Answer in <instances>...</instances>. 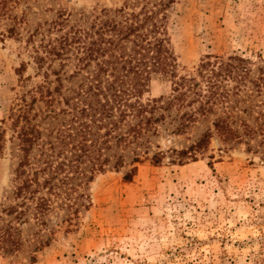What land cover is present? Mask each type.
Segmentation results:
<instances>
[{
	"label": "rangeland",
	"instance_id": "1",
	"mask_svg": "<svg viewBox=\"0 0 264 264\" xmlns=\"http://www.w3.org/2000/svg\"><path fill=\"white\" fill-rule=\"evenodd\" d=\"M131 1L13 3L11 14L23 16L28 25L23 23L26 29L19 38H2L9 18H0V119L9 115L17 94L44 80L36 74L25 45L27 29L51 23L63 11L73 18L81 11L93 17L104 8L120 9ZM148 1L155 0L128 4L126 12L139 11ZM167 17L164 23L178 75L197 74L208 56L214 66L204 69L206 76L230 56L244 59L233 75L218 78L215 85L198 77L202 100L212 95L213 112L197 114L177 132L180 115L199 102L188 105L190 95L182 106L175 103L170 110H158L159 132L150 138L149 153L134 165L129 157L122 168L97 172L81 188L85 196L79 200L85 205L78 206L76 214L60 207L67 195L60 192L64 186L52 194L39 187L36 197L49 196L54 205L45 217L47 226L34 214L32 198L16 196L20 181L15 182V169L21 152L11 140L8 120L5 149L0 152V210L22 201L32 207L25 224L15 214L2 215L0 224L10 220L18 228L21 247L12 253L0 251V264H264V0H174ZM23 60L28 62L25 75L31 77L26 86L17 71ZM173 89L170 74H156L144 97L168 98ZM219 117L227 119L232 135L215 128ZM205 134L210 135L206 143L197 146ZM160 151L164 158L155 162L152 156ZM180 151L187 154L179 155ZM135 165L132 178L125 179ZM76 196L71 193V202ZM47 239L49 244L35 251Z\"/></svg>",
	"mask_w": 264,
	"mask_h": 264
},
{
	"label": "trees",
	"instance_id": "2",
	"mask_svg": "<svg viewBox=\"0 0 264 264\" xmlns=\"http://www.w3.org/2000/svg\"><path fill=\"white\" fill-rule=\"evenodd\" d=\"M20 1L0 0V18H9L2 38H19L21 29H26L23 23L28 25L23 16L11 14V5ZM135 2L139 0L127 2L120 9L104 8L93 17L81 11L73 18L63 11L51 23L46 21L33 30L27 29L25 45L36 65V74L43 75L44 80L17 94L9 115L0 119V152L5 149L10 120L11 140L15 139L21 152L15 169V182L20 181L15 193L35 201L34 214L45 226V217L54 205L49 196L36 197L39 187L52 194L64 186L65 190L60 192L67 195L60 207L74 209L76 214L78 206L85 205L79 200L85 196L81 188L93 181L97 172L122 168L129 157L134 165L149 153L150 138L159 132L158 110H170L175 103L182 106L192 95L187 104L199 102L198 106L184 111L174 128L184 131L197 114L206 116L214 110L212 95L204 101L201 98L198 77L215 85L218 78L233 75L239 63L244 62L239 56H230L206 76L204 69L214 66L212 56H208L199 64L197 74L178 75L164 23L174 0L148 1L139 11L134 8L127 13L128 4L134 6ZM118 14L123 18L118 19ZM27 67L28 62L23 60L17 68L22 86L31 79L25 75ZM161 73L172 76L174 93L168 98L145 99L152 76ZM223 96L226 98V94ZM214 126L225 136L232 135L225 117L216 119ZM209 136L205 134L196 145L205 144ZM178 154L186 155L187 151ZM163 158L161 151L152 156L155 162ZM136 170L135 165L125 179L130 180ZM72 192L77 194L74 202ZM31 207L26 201L3 205L0 219L4 214H15L18 222L25 224ZM69 217L70 214L66 220ZM49 240L40 242L35 251L49 244ZM20 247L16 225L10 220L0 224V251L12 253ZM31 259L36 261L35 256Z\"/></svg>",
	"mask_w": 264,
	"mask_h": 264
}]
</instances>
